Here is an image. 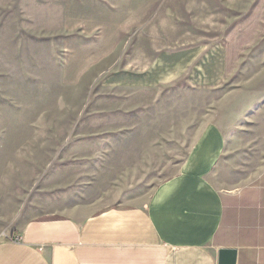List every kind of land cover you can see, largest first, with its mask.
Returning <instances> with one entry per match:
<instances>
[{"label": "rangeland", "instance_id": "374dc122", "mask_svg": "<svg viewBox=\"0 0 264 264\" xmlns=\"http://www.w3.org/2000/svg\"><path fill=\"white\" fill-rule=\"evenodd\" d=\"M242 2L0 0V236L145 202L208 123L259 172L264 14Z\"/></svg>", "mask_w": 264, "mask_h": 264}, {"label": "crops", "instance_id": "0c3cea01", "mask_svg": "<svg viewBox=\"0 0 264 264\" xmlns=\"http://www.w3.org/2000/svg\"><path fill=\"white\" fill-rule=\"evenodd\" d=\"M242 1L264 14V0ZM225 148L206 124L145 202L31 219L0 236V264H219L221 248L237 250L235 264H264V167L245 176L223 165Z\"/></svg>", "mask_w": 264, "mask_h": 264}, {"label": "water", "instance_id": "95a60500", "mask_svg": "<svg viewBox=\"0 0 264 264\" xmlns=\"http://www.w3.org/2000/svg\"><path fill=\"white\" fill-rule=\"evenodd\" d=\"M219 253H220L219 264L236 263V256H237L236 249L221 248Z\"/></svg>", "mask_w": 264, "mask_h": 264}]
</instances>
